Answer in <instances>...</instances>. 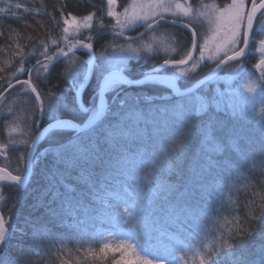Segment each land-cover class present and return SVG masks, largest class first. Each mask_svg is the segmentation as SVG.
Returning a JSON list of instances; mask_svg holds the SVG:
<instances>
[{
    "label": "snow or ice",
    "instance_id": "obj_1",
    "mask_svg": "<svg viewBox=\"0 0 264 264\" xmlns=\"http://www.w3.org/2000/svg\"><path fill=\"white\" fill-rule=\"evenodd\" d=\"M249 2L250 7L245 0H231L230 3H222L217 7L209 21L212 26L211 35L207 36L201 35L190 5L186 7L173 3L172 0H147V3H136L134 0L133 4L123 8L122 19L121 13L115 10L117 0H107V16L115 20V26L112 28L113 39L125 38L127 44V47H121V54L97 63H93L91 59L77 63L73 53L62 73L67 89L61 93H44L47 103L41 99L37 89L31 87L35 100L39 101L38 114L34 121L37 131L41 124L47 122L46 127L55 132L74 133L58 146L62 154L58 153V158L53 162L54 170L44 176L45 185L41 197L46 199L44 206L52 220L70 229L74 225H80L79 214L82 210L86 211L92 205H99V218L118 225L131 226V235L125 232L117 238L109 234V240L99 248V254L89 253L93 258L97 255L107 256L109 251H119L120 259L115 260L114 264H182L181 256L173 255L172 252H161L142 243L138 239L137 229H143L145 233L157 230L163 220L169 226L175 227L177 233L187 231L190 223L195 224L200 219L201 210L196 200L197 197L204 198L206 189L203 174L215 168L227 169L230 167V161L227 157L222 160L209 157L207 168H193L181 190V186L170 184L163 179L162 174L169 171L170 166L166 159L158 158L151 141L154 137L171 141L176 131L186 133L180 137L181 146L175 149L182 156L187 148V137L192 135L189 130L191 129L202 143L208 144L222 139L227 147L228 141L236 136L237 132L228 126L221 114L229 118H246L250 113L254 114V110L249 107L250 101L245 102L243 106L238 105L234 100L238 92L230 86L223 90L217 87L211 97L194 94L191 89L176 90L171 96L160 98L171 101L170 104L164 105L157 104L156 99L150 96H122L121 93L126 87L145 86L151 73L167 72L169 69L175 71L190 63L191 67L196 69L200 62L205 61L206 52L209 53L207 59L214 62L212 79H215L217 85L219 73L226 67L232 77L243 75L245 69L240 65L244 64L245 57L258 54L259 59L254 68L259 72V87L264 91V38L259 39L255 50L250 48V41L257 43L253 35V25L257 12L264 10V0ZM15 7L19 9L21 5L16 4ZM83 20L88 22L84 23V27H93L90 23L93 14L84 16ZM63 24L65 34L69 33L70 28L78 30L81 26L75 15L66 17ZM167 24L180 25L187 29L190 33V45L178 38V47L182 53L178 59L166 55L141 57L142 52L151 53L153 47L149 45L145 49L132 45ZM138 27L145 31L137 36H126V30H138ZM204 31L206 33L207 30ZM260 31H264V21L260 25ZM85 40L78 39L75 45L91 52V35ZM64 41L67 43V36H64ZM52 43L57 44L59 41L53 40ZM72 50L70 45L69 51ZM106 50L107 45H102L101 51ZM69 51L60 47L55 56H52L45 48L42 55L49 62H59L62 57H69ZM197 52L198 58L194 59V53ZM133 58L162 59V63L158 68L142 72L139 79H133L126 74L130 70L129 61ZM230 62L237 66L233 68ZM37 63L42 69L51 71L49 63H44L39 58ZM181 75L188 74L181 72ZM151 78L158 83L167 81L175 89L174 78ZM93 81L95 89L90 93ZM22 83L29 85L27 80ZM207 83L208 81H205V85ZM246 87L249 92L255 91L251 86ZM142 103L149 107H142ZM261 112L258 122L264 135V109ZM81 114L87 116L86 128L77 123V117ZM106 115L111 117V121L107 128L101 130L98 122ZM202 115L208 117L207 121L198 119ZM85 132L88 135H82ZM217 133H222V137H218ZM230 146L238 147L236 144ZM261 149L264 150V143L261 144ZM37 159L34 157L27 163L25 174L8 173L10 180L19 190L28 191L23 185L28 183L33 163ZM260 210L264 212V204L260 205ZM261 219L264 217L251 216L252 222ZM237 235L251 236L252 233L242 231ZM11 239L12 234L6 230L4 217L0 214V252L5 255L4 259H0V264H13L5 251L10 247ZM114 239L119 242L112 243ZM234 247L243 249L245 245L241 242L237 245L229 244L227 248L221 246L216 249L215 256L209 254V264H264V248L259 250L258 260H248L242 251L239 254L233 251Z\"/></svg>",
    "mask_w": 264,
    "mask_h": 264
},
{
    "label": "trees",
    "instance_id": "obj_2",
    "mask_svg": "<svg viewBox=\"0 0 264 264\" xmlns=\"http://www.w3.org/2000/svg\"><path fill=\"white\" fill-rule=\"evenodd\" d=\"M104 1L0 0V167L12 174H25L32 142L47 124V122L41 124L37 131L34 121L38 114L39 101L35 100V93L31 92V87L37 89L45 103L47 97L44 93L49 91L61 93L67 89L62 73L73 53L59 62L47 61L42 53L46 48L49 55L55 56L60 47L66 49L70 46L63 42L64 19L72 15L77 18L93 13L101 15ZM228 1L230 0L220 1L219 4ZM16 4H20L21 7L16 8ZM177 26L167 24L160 30L161 33L171 32L186 45H190L189 31ZM98 32L100 35L91 40L96 63L108 57L112 41L125 42L123 38L114 40L108 28L100 29ZM53 40L59 43L53 44ZM81 40H85V37ZM102 45H107L106 51H101ZM74 54L77 63L88 61L91 57V52L87 49L80 48ZM37 58L49 63L51 71L42 69L37 63ZM178 58L176 56L173 59ZM247 60L248 57L245 59L244 67L248 72L254 65ZM155 61L156 59L152 58L132 59L129 62L130 70L126 74L130 78L139 79L142 72L150 71ZM234 65L236 64L232 66ZM213 68L203 66L196 72L198 75L191 74L188 79L178 80L180 87L187 89V86L195 85ZM170 71L171 69L166 73L170 74ZM26 80L30 86L22 83ZM214 88V84L209 83L203 90ZM94 89L93 81L89 92ZM174 91L173 88L154 82L143 87H126L121 95L150 96L156 99L157 104L164 105L170 104L171 101L160 98L169 97ZM212 94H207L206 97H211ZM110 98L109 94L108 99ZM141 106L149 107L143 103ZM260 109L261 107L250 117L254 119V123L259 120L256 113L261 112ZM221 118L227 121L230 128L235 126L232 118L222 114ZM236 118L239 122L244 119ZM158 119L162 120L163 117ZM198 119L207 121L208 117L202 115ZM110 121L111 117L106 115L98 123V127L103 130L108 127ZM77 123L86 124L87 116L79 115ZM189 130L192 131V135L187 137V148L182 156L175 149L181 146L180 137L186 133L176 131L171 141L162 137H154L151 141L158 158L166 159L170 166V170L162 174L166 182L177 184L182 190L190 171L197 167L206 169L209 157L214 160L227 157L230 167L215 168L203 174L206 189L204 198L197 197L196 200L201 210L200 219L195 224L190 223L187 231L177 233L175 227L161 220L157 230L145 233L143 229H137L138 239L158 251L181 256L182 264H209L210 253L215 256L216 249L221 246L227 248L229 244L237 245L241 242L245 245L243 249L234 247L232 250L238 254L242 251L248 260H258V252L264 248V219L252 222L251 216L264 217V212L260 210V205L264 204V150L261 149L264 135L258 132L259 134L251 133V136H246L250 149L246 154L247 148L230 146L238 145L235 140H229L227 147L222 139L204 144L194 130ZM73 135L74 133L70 131H52L43 138L35 156L38 159L33 165L31 179L28 184L23 185L28 189L27 192L19 190L15 183L6 178L0 183V209L5 220V228L12 234L10 247L5 251L13 264H114L115 260L120 259L119 251H109L107 256L97 255L96 258L89 253L99 254V248L109 240V234L117 238L125 232L131 235L129 232L131 226L118 225L99 218L97 213L101 211L100 206L92 205L79 214L80 225H74L69 229L54 222L44 206L46 199L41 197L45 185L44 176L50 170H54L53 162L58 158V153L62 154L58 146ZM82 135L86 136L88 133ZM217 136L222 137V133H217ZM44 153L46 155H42ZM242 231L251 232L252 235H237ZM111 242L119 241L114 239ZM4 258V252H0V259Z\"/></svg>",
    "mask_w": 264,
    "mask_h": 264
},
{
    "label": "rangeland",
    "instance_id": "obj_3",
    "mask_svg": "<svg viewBox=\"0 0 264 264\" xmlns=\"http://www.w3.org/2000/svg\"><path fill=\"white\" fill-rule=\"evenodd\" d=\"M134 0H117V3L115 5V10L117 12L121 13V18L123 19V8L127 7L131 4H133ZM136 3H147V0H135ZM173 3H180L184 6H189L190 2L186 3L184 0H172ZM228 1L227 3H230ZM246 4H249L250 7V2L249 0H245ZM221 4H218L215 0H205L199 3L198 5H190L191 9L193 10V14L196 17V22L198 25V29L201 32V35H211V28L212 26L209 25V21L212 19L213 14L215 12V9L219 7ZM103 9V8H102ZM174 10V9H173ZM259 18V19H258ZM256 19V23L254 26V32L253 35L257 40L256 44L251 43L250 48L255 50L258 47V41L261 38H264V31H260V25L262 21H264V11L259 15ZM78 22H80V28L78 30L70 28L69 33L65 34L64 36L68 37L67 45H71L73 47V53L77 52L80 50V47L78 48L77 45H75V41L78 39L86 38L89 35H91V40L97 37V34H99L100 29L108 28L109 31L111 32V35L113 36L112 28L115 26V20L112 17L107 16V0L104 1V9L103 13L101 15H97L96 13H93V20L90 22L93 27L91 29L84 27L85 22L83 20V17L77 18ZM201 21L203 22V26L201 27ZM98 31H97V30ZM207 30L206 33L204 30ZM144 30L143 28L138 27V31ZM137 30H126V35H132L131 32H135ZM139 34V32H137ZM63 42L64 38H63ZM85 42H87L85 40ZM91 42V41H90ZM66 43V42H65ZM151 45L153 47V51L151 53L148 52H142L141 56H157L163 57V56H168L169 58H175L180 57L182 53L180 52V48L178 47V36L173 35L171 32H166V33H161V31H156L152 32L150 35H147L144 37V39L136 44H133V47H144L145 49ZM121 47H127V44L122 41L120 42L119 40L112 41L111 47L108 52V57L115 56V55H120V49ZM82 49V48H81ZM69 50V46L66 47L65 51ZM209 53H205V61L200 62L199 67L196 69H193L191 67V64L188 65L187 67L184 68H178L177 70L173 71L171 70L170 76L174 77L177 80H185L188 79V77L195 72H198L202 69L203 66H213L214 67V62L212 60L207 59ZM250 62H253V65H255L258 62L259 56L257 55H248ZM106 58V59H107ZM195 58H198V52L195 56ZM194 58V59H195ZM135 59V58H133ZM246 59V58H245ZM159 61H162V59H156ZM130 62V61H129ZM237 65H234L233 68H235ZM245 69V73L243 75H236L235 77H232L229 75V70L226 68L220 75H219V84L217 85L215 79L211 82L214 84L215 88L214 90L220 86H222L220 89L223 90L226 87H231L232 89L236 90L238 92V95L234 98L235 102L243 106L245 102L250 101V107L254 109V112L259 111V108L261 107L260 111L264 109V91H261L259 84L260 81L257 80V76L259 75L258 70L253 68L252 70H249L248 72L246 71V66L245 64L240 65ZM213 71V70H212ZM212 71L206 72L207 75H209ZM181 72H185L188 75H181ZM205 72V71H204ZM247 72V73H246ZM255 73V74H254ZM256 75V76H255ZM203 77V78H205ZM227 81V83H225ZM158 83V82H156ZM153 84V83H152ZM161 85H164L168 88L172 87L169 84L166 83H159ZM209 85V84H208ZM205 85L201 89H199L196 93L194 94H201L202 96H206L207 94H212L214 90L211 89H204V87L208 86ZM193 86V85H192ZM192 86H187V89L191 88ZM246 86H251L255 89L254 92H249L247 90ZM186 90V89H185ZM205 93V94H204ZM258 109V110H257ZM262 112L256 113L257 117L259 118ZM252 113H250L246 118L242 121H238V118L233 117L232 122L235 123V126L233 127L237 135L232 138V140L237 141L238 146L244 149H248L246 154L249 153V141L246 139V136H251V133H257L259 134L261 132V128L259 125V122L256 121L254 123V119L250 118ZM255 115V116H256ZM18 130V129H17ZM15 130V131H17ZM19 131V130H18ZM259 132V133H258ZM4 179L2 176H0V183Z\"/></svg>",
    "mask_w": 264,
    "mask_h": 264
},
{
    "label": "water",
    "instance_id": "obj_4",
    "mask_svg": "<svg viewBox=\"0 0 264 264\" xmlns=\"http://www.w3.org/2000/svg\"><path fill=\"white\" fill-rule=\"evenodd\" d=\"M190 0H186V2H189ZM264 10H260V11H258L257 12V15H256V19L258 18V16L263 12ZM256 19L254 20V25H253V27L255 26V23H256ZM178 26H180V25H178ZM145 31V30H144ZM143 31V32H144ZM139 35V34H138ZM127 36V35H126ZM132 36V35H131ZM135 36H137V35H135ZM124 40H125V38H123ZM250 46H251V41H250ZM69 54H71V51H69ZM196 54L197 53H194V58H195V56H196ZM248 56V55H247ZM246 56V57H247ZM245 57V58H246ZM61 59H63V57L61 58ZM60 59V60H61ZM90 59L93 61V63L95 62V53H94V51L93 50H91V57H90ZM55 61V60H54ZM55 62H57V61H55ZM191 64V63H190ZM189 64V65H190ZM230 64H234V62H230ZM188 65H184V66H180L179 68H184V67H187ZM227 68V67H226ZM225 68V69H226ZM223 71H221L220 73H219V75L222 73ZM152 76H162V77H166V78H174V77H172V76H170V75H161V74H156V75H151L150 76V79L145 83V85H148V84H151V83H154V82H157V81H155L154 79H152L151 77ZM212 76H213V71L209 74V75H207L205 78H203L202 80H200L198 83H196L195 85H193L191 88H189V89H191L192 90V92L193 93H196L199 89H201L203 86H205V81H208V83H207V85L209 84V83H211L214 79H212ZM90 79H91V77H90ZM174 82H175V91L176 90H179V91H185V89H182L181 87H180V85H179V82L177 81V79H175L174 78ZM164 83H166V84H168L167 83V81H165ZM133 88H137V87H133ZM187 90V89H186ZM103 119V118H102ZM99 123V122H98ZM82 128H86V126H87V123L86 124H84V125H80ZM53 130H51V129H48L47 127H45V128H43L37 135H36V137L34 138V140H33V142H35L34 144H33V142H32V145H31V147H30V150H29V154H28V159H27V163L28 162H30V161H32L33 160V158L36 156V153H37V150H38V147H39V145H40V143H41V141L43 140V138L48 134V133H50V132H52ZM33 165H34V163H33ZM0 169H2L3 171H0V176H2L3 178H6V179H8L10 182H12L11 180H10V178H9V176H8V173H11L10 171H8L7 169H5V168H2V167H0ZM32 173H33V166H32ZM12 174V173H11ZM12 175H14V174H12ZM31 176H32V174L29 176V181H30V179H31ZM28 181V182H29ZM12 183H14V182H12ZM28 184V183H27ZM26 185V184H25ZM0 214H2V211H1V209H0ZM3 215V214H2Z\"/></svg>",
    "mask_w": 264,
    "mask_h": 264
},
{
    "label": "flooded vegetation",
    "instance_id": "obj_5",
    "mask_svg": "<svg viewBox=\"0 0 264 264\" xmlns=\"http://www.w3.org/2000/svg\"><path fill=\"white\" fill-rule=\"evenodd\" d=\"M184 1H186V0H184ZM202 1H205V0H190L189 2H190V5H198L199 3H201ZM218 4H219V2L220 1H223V0H215ZM188 2V3H189ZM187 3V2H186ZM223 3V2H222ZM198 26V25H197ZM177 27H179L180 29H183V30H187V29H185V28H183V27H181V26H177ZM144 30H142V32H143ZM159 31H161L160 29H159ZM137 32H141V31H135V32H131L132 33V36H135V35H138L137 34ZM111 33V32H110ZM77 47H79V46H77ZM93 50V49H92ZM94 51V50H93ZM73 53V50L71 51V54ZM94 63H96V56H95V62ZM162 63V61H159V60H156L155 62H154V64H153V66L151 67V69H153V68H158L159 67V65ZM150 69V70H151ZM156 74H161V75H169L168 73H166L165 71H160V72H158V73H151L150 74V76L151 75H156ZM178 81V80H177Z\"/></svg>",
    "mask_w": 264,
    "mask_h": 264
}]
</instances>
